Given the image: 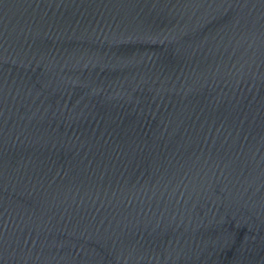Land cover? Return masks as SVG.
I'll list each match as a JSON object with an SVG mask.
<instances>
[{
  "label": "water",
  "instance_id": "95a60500",
  "mask_svg": "<svg viewBox=\"0 0 264 264\" xmlns=\"http://www.w3.org/2000/svg\"><path fill=\"white\" fill-rule=\"evenodd\" d=\"M0 264H264V0H0Z\"/></svg>",
  "mask_w": 264,
  "mask_h": 264
}]
</instances>
